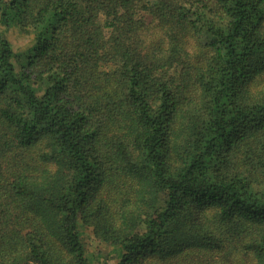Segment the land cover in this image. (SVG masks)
I'll return each mask as SVG.
<instances>
[{"label": "trees", "instance_id": "obj_1", "mask_svg": "<svg viewBox=\"0 0 264 264\" xmlns=\"http://www.w3.org/2000/svg\"><path fill=\"white\" fill-rule=\"evenodd\" d=\"M86 239L264 264V0H0V264Z\"/></svg>", "mask_w": 264, "mask_h": 264}, {"label": "rangeland", "instance_id": "obj_2", "mask_svg": "<svg viewBox=\"0 0 264 264\" xmlns=\"http://www.w3.org/2000/svg\"><path fill=\"white\" fill-rule=\"evenodd\" d=\"M8 39L16 54L15 62H17L18 58L21 60V55L26 51L30 39L25 36H19L13 30L8 32ZM17 64L19 63L17 62ZM87 235L90 236L89 232H87ZM86 241L89 242L87 247L91 254L93 264H116V255L110 246L91 239H86Z\"/></svg>", "mask_w": 264, "mask_h": 264}]
</instances>
